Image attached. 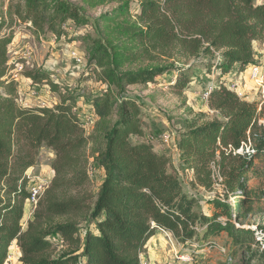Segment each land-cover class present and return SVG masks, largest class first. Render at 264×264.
<instances>
[{"label": "trees", "instance_id": "obj_1", "mask_svg": "<svg viewBox=\"0 0 264 264\" xmlns=\"http://www.w3.org/2000/svg\"><path fill=\"white\" fill-rule=\"evenodd\" d=\"M114 1L116 14L127 15L130 2ZM138 6L135 19L118 29L120 43L91 41L88 63L106 86L90 102L96 117L91 134L75 112V99L47 72L24 75L46 84L59 102L50 108L18 104L7 54L12 32L0 34V264L13 244L20 264H142L146 242L158 229L183 242L222 234L231 243L224 264L237 259L264 264L262 243L236 228L233 220L240 214H233L228 202L238 197L236 207L248 212L264 196V174L255 163L264 160V102L245 101L219 84L207 92V106L216 116L203 122L199 114L178 133L179 168L191 171L192 182L205 189L221 181L225 201L212 200L206 216L195 211L196 200L170 169L171 155L155 150L136 100L125 95L127 87L158 85L157 77L172 74L169 87L182 94L197 67L223 76L235 65L239 70L251 65L252 44H264V0H138ZM7 17L9 29L16 17L34 34L45 30L55 38L67 22H88L69 0H20L10 4ZM43 146L54 154V175L23 229L30 197L26 173ZM90 160L103 181L94 202L87 203L79 192L89 184ZM252 174L262 181L256 189L248 186ZM88 220L95 232L86 231L82 239L78 225ZM53 236L60 248L50 242Z\"/></svg>", "mask_w": 264, "mask_h": 264}, {"label": "rangeland", "instance_id": "obj_2", "mask_svg": "<svg viewBox=\"0 0 264 264\" xmlns=\"http://www.w3.org/2000/svg\"><path fill=\"white\" fill-rule=\"evenodd\" d=\"M18 1L20 0H0V22H4L0 34H7L10 30L12 32L13 39L7 54L8 65L11 68L9 74L17 83L18 104L31 108H50L59 102L57 95L46 84H35L24 75L25 72L32 70L47 72L50 80L66 89L75 99V112L86 134H91L96 117L91 110L90 102L106 91V86L99 79V71L88 63L91 41L99 38L102 41L108 40L111 44L120 43L121 39L117 35L118 29L124 21L130 22L135 19L139 11L138 0H127L130 2L129 11L124 16L116 14L115 9L118 4L114 0H69L82 8L88 22L82 26L67 22L63 25V34L59 38H55L45 30L34 34L29 24L20 23L16 17L13 18L9 29L7 9L10 4ZM252 46L253 63L264 64V44L254 42ZM194 70L190 78L189 89L182 94H176L169 87L173 83V74L157 77L158 85L149 84L125 88V95L136 100L142 112L146 124L145 134L170 136L169 143H156L155 150L157 151H167L171 156L174 155L176 152L173 147L174 141L186 121L197 118L199 114L204 115L203 122L216 116L207 106V92L219 84L227 83V88L237 90L233 92L240 94L245 101L264 102V88L259 89L249 77V65L243 70L231 69L226 79L214 68L210 72L204 67H197ZM53 159L54 154L51 150L44 146L38 150L36 163L28 170L31 179H28L27 190L35 182L39 183V180L49 182V186L54 175L51 168ZM263 161L256 160L255 162L259 174H264ZM170 169L177 176L183 191L196 200L195 211L197 213L210 216L212 200L220 198L223 202L225 201L220 180L215 179L210 189H205L192 182L191 171L179 168V161L172 160ZM257 175H250L248 182L250 188L256 189L261 186L262 181L258 180ZM102 181V171L90 160L89 184L79 192V195L84 194L87 203L94 202ZM237 198L231 196L228 201L232 213L239 212L240 214L233 220V224L240 230L252 232L256 241L261 242L264 247V196L258 203L255 202L251 211L248 212L240 211L236 207ZM37 203L32 207L25 203L22 218L23 229L33 219L38 207ZM78 226L82 239L86 231L95 232L92 220ZM49 240L53 246L60 248L58 237L53 236ZM14 246L16 245L13 244L10 247L8 253L10 258H7L5 264H20L16 253L19 249L15 251ZM230 252L231 243L222 234L207 241L198 235L193 240L183 242L171 233L158 229L147 240L145 253L141 255L140 260L142 264H224ZM233 262L239 264L238 259ZM251 264H257V261L253 260Z\"/></svg>", "mask_w": 264, "mask_h": 264}, {"label": "built area", "instance_id": "obj_3", "mask_svg": "<svg viewBox=\"0 0 264 264\" xmlns=\"http://www.w3.org/2000/svg\"><path fill=\"white\" fill-rule=\"evenodd\" d=\"M249 77L251 78V80H253L256 85H258L259 89H263L264 87V64H256L253 63L251 65H249ZM230 89V88H229ZM231 91H237L234 89H230ZM238 96H240V94H237ZM153 142L155 143H162V144H167L170 142V136L161 134L158 136H150L149 137ZM175 143V141H174ZM174 147V146H173ZM175 150V149H174ZM30 170V169H29ZM26 177L27 179H31L30 175L28 174V171L26 173ZM33 182V181H31ZM49 183V182H48ZM48 183L45 180H39V183L35 182L33 185H31L29 187V189L27 190L30 194V197L26 200V203L29 205V207H32L34 205H36L38 198L40 197V195L43 193V191L45 190V188L48 187ZM163 232H166L162 229H159ZM10 258V256H8ZM7 257V258H8Z\"/></svg>", "mask_w": 264, "mask_h": 264}, {"label": "crops", "instance_id": "obj_4", "mask_svg": "<svg viewBox=\"0 0 264 264\" xmlns=\"http://www.w3.org/2000/svg\"><path fill=\"white\" fill-rule=\"evenodd\" d=\"M233 68H238V66L237 65H235ZM232 68V69H233ZM219 74V73H218ZM224 76V79H226V76H228V75H223ZM225 87H228V84L226 83V84H223ZM175 152V151H174ZM172 157V160H176L177 162L179 161V153L176 151L175 153H174V155H172L171 156ZM14 248H15V251H17L18 250V248H17V246H14ZM17 253V256H19L20 257V252H19V250H18V252H16Z\"/></svg>", "mask_w": 264, "mask_h": 264}]
</instances>
